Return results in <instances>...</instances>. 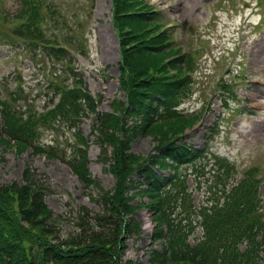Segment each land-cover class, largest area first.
<instances>
[{
	"label": "trees",
	"instance_id": "trees-1",
	"mask_svg": "<svg viewBox=\"0 0 264 264\" xmlns=\"http://www.w3.org/2000/svg\"><path fill=\"white\" fill-rule=\"evenodd\" d=\"M49 1L17 0L12 13L0 6L5 29H0V43H19L29 60L50 63L43 96L26 94L19 72L15 86L0 94V146L63 161L81 185L97 190L102 211L81 207L77 228L61 238L59 217L45 203L49 186L41 174L24 169L20 182L0 183V264H142L123 260L126 241L143 234L135 218L142 209L152 214L154 225L149 264H261L264 223L257 209V169L227 191L237 172L229 158L184 143L203 112L178 110L192 91L197 69L191 51L182 54L175 46L161 14L147 0H110L123 99H112L110 111L101 113L102 96L87 91L75 67L76 56H88L84 39L71 36L73 28ZM230 86L223 82L220 89L234 97ZM37 97L42 111L35 109ZM83 119L91 121L92 142L80 131ZM58 125L73 132L68 156L38 141L41 127L54 131ZM137 135L150 138L149 156L129 152ZM92 143L114 180L110 190L101 189L88 173ZM189 181L204 190L197 209ZM197 229L200 237L193 239Z\"/></svg>",
	"mask_w": 264,
	"mask_h": 264
},
{
	"label": "rangeland",
	"instance_id": "rangeland-1",
	"mask_svg": "<svg viewBox=\"0 0 264 264\" xmlns=\"http://www.w3.org/2000/svg\"><path fill=\"white\" fill-rule=\"evenodd\" d=\"M0 1L8 13L13 12L18 5L16 0ZM148 1L161 14L163 27L168 25L167 30L176 46H183L184 50L190 51L199 47L205 49L204 56L198 59V71L192 78V92L180 109L185 114H195L204 106L206 110L194 130L186 133V143L191 148L202 149L204 146L208 147L210 153L227 155L237 167V174L258 167L257 178L261 179L260 206L264 213V0ZM49 2L55 5L66 23L73 28L71 36L78 34L79 40L83 37L88 57L78 58L75 66L80 70L87 91L95 97L102 96L98 111L109 112L112 99H123L117 82L119 44L110 20L109 0ZM0 29L5 31L2 26ZM62 29L69 32L65 27ZM199 39L203 41L202 44H199ZM18 46L19 43L14 46L0 43V94L4 93L5 87H14V69H17L26 94L35 97L40 93V87L46 85L45 72H49L50 63L29 60ZM241 76L245 79H241ZM219 80L244 83L236 90L237 100L229 101L227 106L221 104L219 94L222 91L216 86ZM45 92L46 89L39 95L43 96ZM34 105L38 111L41 110L43 104L40 97L36 98ZM240 106L246 110L236 113ZM214 122L219 126L218 132L207 137L208 129ZM90 125L89 119H83L80 131L92 142ZM56 128L50 131L41 127L38 141L57 146L59 155L68 156L70 147L66 143L74 142L73 132L64 128V125ZM152 149L150 138L137 135L131 141L129 152L147 157ZM98 155L99 148L92 143L87 153L88 173L101 189L110 190L114 180L98 162ZM62 162L33 154L31 150L18 155L14 149L0 146V183L6 185L20 182L23 170L28 168L41 174L50 188L45 203L59 217L60 236L65 238L77 228L81 207L93 214L101 213L102 208L97 201V190L86 189ZM203 191H195L193 194L192 205L195 208L202 202ZM135 218L140 222L143 234L137 241H126L123 260L149 264L151 216L147 210L142 209L135 213ZM145 219L150 224L146 225ZM198 237L199 229L192 238ZM153 248L158 249V245L154 244ZM260 263H264V254Z\"/></svg>",
	"mask_w": 264,
	"mask_h": 264
},
{
	"label": "bare ground",
	"instance_id": "bare-ground-1",
	"mask_svg": "<svg viewBox=\"0 0 264 264\" xmlns=\"http://www.w3.org/2000/svg\"><path fill=\"white\" fill-rule=\"evenodd\" d=\"M149 223V220L145 219V224L147 225ZM148 226H146L147 228Z\"/></svg>",
	"mask_w": 264,
	"mask_h": 264
}]
</instances>
